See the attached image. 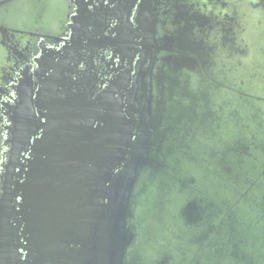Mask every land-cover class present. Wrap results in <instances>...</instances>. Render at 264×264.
<instances>
[{
	"label": "water",
	"instance_id": "obj_1",
	"mask_svg": "<svg viewBox=\"0 0 264 264\" xmlns=\"http://www.w3.org/2000/svg\"><path fill=\"white\" fill-rule=\"evenodd\" d=\"M14 2L0 110L42 135L0 155V264H264V0Z\"/></svg>",
	"mask_w": 264,
	"mask_h": 264
},
{
	"label": "flooded vegetation",
	"instance_id": "obj_2",
	"mask_svg": "<svg viewBox=\"0 0 264 264\" xmlns=\"http://www.w3.org/2000/svg\"><path fill=\"white\" fill-rule=\"evenodd\" d=\"M83 3H80L82 6ZM84 5V4H83ZM1 9V8H0ZM78 8L77 10H79ZM83 9V6H82ZM2 10V9H1ZM0 10V17L6 18ZM136 10V9H135ZM133 11L131 17L134 15ZM2 15V16H1ZM0 18V19H1ZM1 22V20H0ZM22 32H26L25 30H22ZM72 32H68L69 39H72ZM81 33V32H80ZM35 37H34V48L33 52H36L37 56L33 58L32 60H45L42 58V55H44V49L47 47V49H51L52 46H49L48 43H51V41L55 40H48L45 41V34L41 33L40 31H34ZM81 39L84 36L87 37L86 34L80 35ZM57 43V41H56ZM55 43V44H56ZM6 45V44H5ZM8 46L6 45L4 47V50H7ZM134 50L132 51V59L133 64L132 67L134 68L133 72L131 73V76L133 77L136 73L135 66L137 65V62L140 61V50H142L141 46L139 45L138 40H135V45L133 46ZM49 59L48 60H58L55 58L54 55L48 53ZM4 58V57H3ZM3 60V59H1ZM86 60V59H85ZM34 69V68H33ZM45 71L44 65L39 69L35 70L32 73V86L38 88V90L41 89V86H39L44 79L43 78V72ZM124 93V90H122ZM15 96L13 93L8 92L6 96L4 97V109L0 110V155L3 153H7L6 151L12 149H15V155L18 165L20 166L19 171L17 170V173L23 180L27 177V173L29 171V166L31 167L34 163L33 157L31 154L33 153V150L38 145V140L41 138L42 131L40 129L39 121L33 119V117H30L25 121L24 124H22L21 119L18 115H15L17 103L15 100ZM23 127V128H22ZM20 130V131H18ZM43 162L41 163V167L38 170V184L44 183V166ZM33 167V166H32ZM31 169V168H30ZM17 175H15V178L17 179ZM38 189L42 192L44 191L42 188V185L38 186ZM20 241H24L22 238V234L20 233ZM67 256L70 257V253H66ZM59 264H66L65 259H63V255L58 260Z\"/></svg>",
	"mask_w": 264,
	"mask_h": 264
},
{
	"label": "rangeland",
	"instance_id": "obj_3",
	"mask_svg": "<svg viewBox=\"0 0 264 264\" xmlns=\"http://www.w3.org/2000/svg\"><path fill=\"white\" fill-rule=\"evenodd\" d=\"M24 3V2H26V0H19V2L17 3V2H14V4L13 5H21L22 4V2ZM33 2H34V0H33ZM27 11H28V8H25V7H23L21 10H20V12H21V15H24L25 13H27Z\"/></svg>",
	"mask_w": 264,
	"mask_h": 264
}]
</instances>
